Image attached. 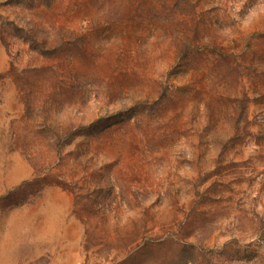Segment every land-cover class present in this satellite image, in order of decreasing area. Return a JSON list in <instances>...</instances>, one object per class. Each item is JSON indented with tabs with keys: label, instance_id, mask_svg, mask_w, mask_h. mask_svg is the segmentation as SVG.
<instances>
[{
	"label": "rangeland",
	"instance_id": "1",
	"mask_svg": "<svg viewBox=\"0 0 264 264\" xmlns=\"http://www.w3.org/2000/svg\"><path fill=\"white\" fill-rule=\"evenodd\" d=\"M0 264H264V0H0Z\"/></svg>",
	"mask_w": 264,
	"mask_h": 264
}]
</instances>
